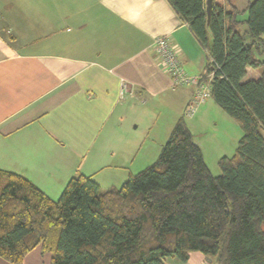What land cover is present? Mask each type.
<instances>
[{
    "label": "trees",
    "instance_id": "1",
    "mask_svg": "<svg viewBox=\"0 0 264 264\" xmlns=\"http://www.w3.org/2000/svg\"><path fill=\"white\" fill-rule=\"evenodd\" d=\"M167 1L206 51L211 98L241 128L234 155L213 176L181 116L155 162L118 189L78 174L53 200L0 169L4 261L21 264L39 247L50 264H164L190 252L214 264H264V58L255 55L264 0L241 10L214 2L208 26L204 0ZM248 68L260 76L246 78Z\"/></svg>",
    "mask_w": 264,
    "mask_h": 264
},
{
    "label": "crops",
    "instance_id": "2",
    "mask_svg": "<svg viewBox=\"0 0 264 264\" xmlns=\"http://www.w3.org/2000/svg\"><path fill=\"white\" fill-rule=\"evenodd\" d=\"M159 36L169 38L188 75L205 74V49L167 0H0V169L56 200L72 176L106 191L112 167L123 179L155 162L163 144L145 142L155 123L142 120L141 108L166 101L167 138L194 92L173 84L153 48ZM141 122L145 138L136 134ZM50 257L37 247L21 264H50ZM164 264L214 258L190 252Z\"/></svg>",
    "mask_w": 264,
    "mask_h": 264
},
{
    "label": "rangeland",
    "instance_id": "3",
    "mask_svg": "<svg viewBox=\"0 0 264 264\" xmlns=\"http://www.w3.org/2000/svg\"><path fill=\"white\" fill-rule=\"evenodd\" d=\"M216 1L217 4L222 6L224 9H229V6L223 0ZM247 1L248 0H232L239 10L246 6ZM245 17L246 13L241 14L240 16L241 19ZM241 29L243 28L241 27L240 30ZM255 55L258 58H264V34L262 35L261 42H258L256 45ZM260 72L261 71L259 69L252 70L250 68L248 70L247 78H257L260 76ZM162 101L166 102L165 100ZM162 101H148V103L144 106L145 109H147L146 113L143 110L144 107L141 108L143 113L142 120L145 122L152 121L155 123L152 130L146 133L147 140L145 142H148V145L165 144L168 138L164 137L162 128L165 124H167L168 120L171 119V114L169 111L170 108L165 109L164 107H160V105H162ZM206 102L207 104L210 103L212 107L207 108L206 111L201 110V107L198 110L196 108L197 112L194 113V116L183 118L189 128L193 130V134L195 136L194 138L202 148L203 158L209 171L213 176H217L220 174V168L218 165L219 159L223 156L231 157L234 155L237 142L242 136V131L238 123L231 119L220 107H218L211 98L207 99L204 103H202V105ZM155 104L159 105L160 109L155 108ZM133 126L134 124L132 127ZM142 129L143 122H141L138 129H135L136 134H141V136H144L143 138H145L146 136L144 135L145 133L142 132ZM117 171L118 170L114 169V167L111 168V172L113 173L111 174V187H109L111 189L120 188L122 183L128 178V174L123 179L121 177L114 176ZM101 191H104V187H101ZM4 263L10 264L6 261Z\"/></svg>",
    "mask_w": 264,
    "mask_h": 264
},
{
    "label": "built area",
    "instance_id": "4",
    "mask_svg": "<svg viewBox=\"0 0 264 264\" xmlns=\"http://www.w3.org/2000/svg\"><path fill=\"white\" fill-rule=\"evenodd\" d=\"M153 48L156 56L161 61L162 66L171 76L175 86L193 85L194 92L190 100L185 105L183 116L191 117L194 115L196 108L211 98L210 81L212 74L206 75H188L177 57L175 49L169 42L167 36H159L153 41ZM127 90L125 83H121L120 95Z\"/></svg>",
    "mask_w": 264,
    "mask_h": 264
},
{
    "label": "water",
    "instance_id": "5",
    "mask_svg": "<svg viewBox=\"0 0 264 264\" xmlns=\"http://www.w3.org/2000/svg\"><path fill=\"white\" fill-rule=\"evenodd\" d=\"M213 4H214V0H204V10L206 14V26H208L210 22V15H211Z\"/></svg>",
    "mask_w": 264,
    "mask_h": 264
}]
</instances>
